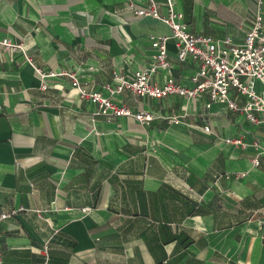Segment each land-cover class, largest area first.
<instances>
[{
    "label": "crops",
    "instance_id": "1",
    "mask_svg": "<svg viewBox=\"0 0 264 264\" xmlns=\"http://www.w3.org/2000/svg\"><path fill=\"white\" fill-rule=\"evenodd\" d=\"M131 4L149 0H0V41L23 43L0 44V204L28 208L0 223L4 264H264V124L207 91L111 95L153 113L150 125L99 114L61 73L109 95L116 73L151 67V36L172 30ZM174 7L189 31L220 40L243 41L264 20V0ZM167 52L171 66L153 80L193 88L197 64L178 61L173 39ZM38 69L56 74L42 86Z\"/></svg>",
    "mask_w": 264,
    "mask_h": 264
},
{
    "label": "built area",
    "instance_id": "2",
    "mask_svg": "<svg viewBox=\"0 0 264 264\" xmlns=\"http://www.w3.org/2000/svg\"><path fill=\"white\" fill-rule=\"evenodd\" d=\"M168 11L162 15L158 11L157 1L149 0L144 7L134 9L140 16H153L167 23L172 30L171 35L151 36L152 44L157 49L154 54L155 63L146 69L135 71L133 77L124 74L115 75L114 85L107 84L105 88L109 95L99 90H86L74 71L61 72L71 77L72 85L79 91L80 97L88 99L97 105V113L112 114L117 117L122 115L132 116L143 124L150 125L154 114L145 110L134 111L125 105L116 104L112 94H118L124 89H131L134 93L146 97H166L170 94L195 98L201 92L207 91L212 102L225 104L230 110H237L244 114L254 124H264V20L257 16L247 32L243 41H235L233 37L216 39L204 34H196L188 30L182 21L183 14L176 10L175 0H165ZM174 40L176 55L179 62L191 59L197 64V73L193 76L195 83L193 88L176 83L172 76L159 83L153 80L155 69L167 70L171 66L167 52L168 41ZM4 48L13 50L23 49V43L11 42L7 37L0 41ZM44 79L54 76V71H42L38 69ZM210 104L207 105L209 107ZM177 122L179 119L170 116ZM209 131V126L204 127ZM227 143L245 147L246 143L242 137L226 139ZM257 146L256 143L252 144ZM264 153V152H263ZM258 153L251 161L252 164L259 163ZM245 173H241L243 176ZM28 208L23 206L7 209L0 204V223L11 216L26 212ZM0 264H4L3 255L0 251Z\"/></svg>",
    "mask_w": 264,
    "mask_h": 264
}]
</instances>
